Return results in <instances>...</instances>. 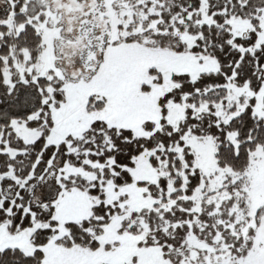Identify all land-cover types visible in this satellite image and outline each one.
Returning a JSON list of instances; mask_svg holds the SVG:
<instances>
[{"label": "snow or ice", "instance_id": "1", "mask_svg": "<svg viewBox=\"0 0 264 264\" xmlns=\"http://www.w3.org/2000/svg\"><path fill=\"white\" fill-rule=\"evenodd\" d=\"M0 264H264V0H0Z\"/></svg>", "mask_w": 264, "mask_h": 264}]
</instances>
